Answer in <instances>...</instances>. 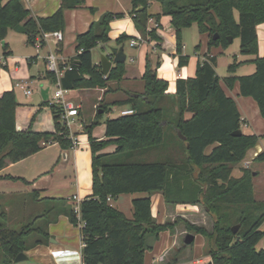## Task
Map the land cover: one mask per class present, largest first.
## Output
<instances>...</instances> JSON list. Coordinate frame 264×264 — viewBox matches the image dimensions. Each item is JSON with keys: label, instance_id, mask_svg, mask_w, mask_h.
I'll list each match as a JSON object with an SVG mask.
<instances>
[{"label": "trees", "instance_id": "1", "mask_svg": "<svg viewBox=\"0 0 264 264\" xmlns=\"http://www.w3.org/2000/svg\"><path fill=\"white\" fill-rule=\"evenodd\" d=\"M158 1L162 11L151 14L149 0H131L132 19L141 36L150 37L156 41V47L161 48L164 38L158 31L162 26L160 20L162 16L170 17L179 67L189 62V55L182 53L181 37L182 30L188 26L196 24L200 34L209 36L208 49L226 46L231 43L230 37H240V51L255 56L251 61L256 69L249 75L227 76L224 84L233 89L238 82L239 94L256 100L264 117V56H259L256 31L257 26L264 23V0ZM84 2L61 0L54 14L34 16L23 0H0V39L9 29L21 24L26 28L27 42L44 43V33L65 30L66 10L82 6ZM121 14L104 12L88 31L78 33L75 38L78 52L63 74L58 77L47 69L52 82L59 80L61 86L69 90L106 88L110 81L120 83L126 74L125 61L112 66L105 77L101 64L94 61L92 50L111 41L110 22ZM151 19L158 26L150 28ZM127 38L133 37L122 33L117 43L121 45ZM4 49L8 54L7 44ZM159 66L160 59L155 62L147 53L142 76L144 90L130 93L121 102V105H129L133 113L108 117L104 139L92 135L93 128L100 122L98 119L85 126L92 154L93 193L79 202V217L75 203L62 197H44L40 200L45 204L43 211L20 228L12 229L7 224L6 211L0 209V264H14L19 252L49 243L53 236L48 226L57 222L61 213L75 226L80 225L85 241L81 249L84 264H144L146 253L159 239L160 232L172 230L178 224V220L157 222L152 216L151 194L158 191L163 192L169 205H200L213 215L212 231L186 222L190 232L207 239L212 264H264V248L257 246L264 238L261 228L264 201L255 198L250 168L243 167L238 177L233 175L235 166L260 136L244 132L234 135L237 129H242V117L237 102L221 85L216 55L206 54L199 60L194 76L178 78L174 93H168L169 82L158 76ZM234 66H229L231 71H235ZM17 104L14 89L0 94V170L52 142H58L63 149L74 147L69 126L62 117L63 105L49 100L42 102L51 106L55 131L39 132L31 127L17 128ZM103 109L105 112L108 108ZM99 116L97 114V118ZM178 131L186 137L185 141ZM109 145H115V149L104 152ZM173 149L176 152L173 157L164 155ZM255 160L264 161V152ZM141 191L148 195L132 200L133 218L110 202L121 194ZM36 194L34 191L32 198L39 201ZM240 223L238 232L234 233L232 227ZM187 246L184 243L182 248ZM159 264H176V261Z\"/></svg>", "mask_w": 264, "mask_h": 264}, {"label": "crops", "instance_id": "2", "mask_svg": "<svg viewBox=\"0 0 264 264\" xmlns=\"http://www.w3.org/2000/svg\"><path fill=\"white\" fill-rule=\"evenodd\" d=\"M149 2L151 6L149 12L151 14L160 13L162 11V5L158 0H149ZM23 3L26 8L32 11L34 16H49L54 14L55 11L59 9L58 7L61 4V0H23ZM91 8H93L94 10H91ZM131 10V0H85L82 6L71 10H66L67 28L65 31H62L63 41L59 44L56 40L57 42L55 45V52H57V54L60 56L59 67L62 66L63 68L60 69L62 71L66 69L68 67L69 61L73 60L78 52L75 42L76 35L78 33L88 31L92 22L98 20L101 15L104 14V12L111 11L116 14L122 13L119 17H115L110 22L111 29L109 32V36L111 39L116 40L122 33H126L131 37H137L138 35H141L139 30L136 29L135 23L133 22ZM160 22L162 23L163 28H159L158 31L162 38H164V42L161 48L156 47V41L137 45L142 46V50H140L139 52V54L142 55L140 65L136 67V65L133 64L136 62V57L132 56L131 64H133L134 66H126V74L124 75L122 82H108L106 88L97 87L90 89H78L80 92L77 99L75 98V100H70L78 107V114L70 117V136L76 142L73 148L63 149L58 142H52L46 144L39 152L34 153L21 161L11 162L6 167L0 170V209L6 211L7 224L9 227L12 225V223L17 221H19V223H22L25 220L29 221L30 218L42 212L45 204L40 200L44 197H62L68 199V201L71 203H75L74 198L81 201L86 196L92 195V154L90 151V140L85 130V126L90 125L94 120L98 119L100 121V118H97V114L103 113V109H95V105L99 104L101 106L103 105L105 108H108V104H106V97L108 94H121V96H117L112 100V103L121 106V102L127 99L130 93H139L144 90V87L139 89L135 87V85L142 80L147 53L150 54L152 53V51L154 53L156 49H162V51H164L165 53L177 57V55L175 54L176 42L171 43L168 41V38H166V33H173V31L167 32L166 30L167 26L171 22L170 17L162 16ZM154 25V19H151L149 27L152 28ZM256 31L258 35L259 56H264V23L259 24ZM66 34H68V36H71V40H74V48L70 53L65 52L66 47L64 39ZM58 45L60 48H58ZM100 47L105 48V46L102 44L100 46H97L96 48ZM94 49L92 50V56ZM151 49L153 50L151 51ZM50 51L52 52V50ZM109 53L110 51L107 54ZM204 53L205 54H203V56H199L197 54L196 60L193 65L184 66V72H180L171 78L172 87L170 89L171 91L168 89V93H174L176 91V80L178 78L186 79L188 76L195 75L198 61L203 60L206 54H210L212 56L214 55V53H211L210 49H208ZM32 61L33 60L31 59L30 64ZM94 61L97 64H101V58H94ZM172 65L174 66L173 62ZM160 68L161 66L157 68L158 76L163 78L159 74ZM46 72L47 57L45 56L44 68L38 70L35 77L39 79L45 77L48 78L49 81H52ZM32 77H34V75H32ZM221 85H223L227 95L231 96L237 102L242 117V131L247 134L255 133L260 136L259 141L253 148H251L247 152L245 158L242 160L244 163L240 165V169L236 171V175L235 170L237 165L234 168L233 175L238 177L241 175V169L243 167L251 169V163H264V161L255 160V158L260 153L264 152V117L260 115L258 103L256 100L251 97L241 96L239 94L240 86L238 82H236V86L233 89L228 88L224 83H222V81ZM12 86L13 85L2 86L5 87V90H3V92L9 91V89H14V87ZM108 87H111L112 89L108 90ZM1 89L2 88L0 86V93H3L1 92ZM74 90H71L70 92H74ZM49 91V88H41L42 102L50 99ZM92 93H95L97 95V98L91 101L92 108L90 111H92V113L89 117L85 111L83 101L86 95L89 96ZM24 94L27 95L26 93ZM44 94H47V99L43 96ZM126 108H130V106L125 105L123 109ZM189 115L190 114L188 113V116ZM33 118L34 120L32 121ZM103 121L105 126L104 130H101L99 132L97 131V128H93L92 130V135L97 139L105 138L106 121ZM16 123L19 130H26L27 128L31 127L33 130L39 132L55 131V123L53 122L51 109H49L48 107H44L41 109L40 104L32 105L27 103H19L16 110ZM99 123L101 124V121ZM109 147L111 148L108 149ZM114 149L115 145H109L103 151L108 152L113 151ZM257 172H260V176L262 177V175L264 174V166H258L257 169L253 170V174H256ZM8 176H13L18 179H10L8 178ZM34 191H36V195L38 196L39 201L33 200L32 193ZM119 196L116 199H111L110 202H112V204L114 205L113 201H117ZM157 200L158 202L163 204L165 208L167 205H169L164 200L162 191H158ZM151 201L152 216L156 219L157 222H163L161 220L162 218L158 217L159 211L158 214H155L154 212V201L152 200V197ZM173 207L178 213L186 207L187 209L192 210L190 215L194 213V207L191 204H177ZM121 211L124 212L123 210ZM133 211L134 207L131 210V216L125 214V212L124 214L127 217L133 218ZM57 220V222H52L48 226L49 232L51 236H53L50 242L45 245H37L26 251L25 253H27L29 256V260L27 261V263L23 262L14 264H82V235L80 234V225L75 226L70 221V219H68L65 213H61V215L58 216ZM165 231L169 233V237H171L169 246L174 247L175 244H177L176 233L173 235L174 232H172L171 230ZM262 241H264V238H262V240H260L258 244H260ZM262 244H264V242ZM188 255L189 254L187 250H182V252H179L178 249H168L166 251H163L158 258L152 259L150 261H147L145 259V263L159 264L160 262H184ZM198 259H200L202 262L201 258ZM198 259L194 260L193 262L201 263L196 262Z\"/></svg>", "mask_w": 264, "mask_h": 264}, {"label": "rangeland", "instance_id": "3", "mask_svg": "<svg viewBox=\"0 0 264 264\" xmlns=\"http://www.w3.org/2000/svg\"><path fill=\"white\" fill-rule=\"evenodd\" d=\"M6 2V0H5ZM74 9V8H72ZM151 9V7H150ZM150 11V10H149ZM150 23V20H149ZM65 24H66V13H65ZM155 26V25H154ZM67 28V24H66ZM65 28V30H66ZM163 28V25L161 26V29ZM137 29V28H136ZM64 30V31H65ZM134 35V34H133ZM132 35V36H133ZM26 33H19L16 32L14 29H9L7 34L4 36L3 39H0V86H1V92L5 90V85H13L15 93H16V100H17V106L19 103H27L32 105H39L41 106V109L44 107H48L51 109V106L49 104L42 105L41 101V88H49V95L50 99L49 102H52V98L54 97V93L57 90L56 83L49 81L48 78H37L35 77L37 75V71L44 68V58L47 56L52 50L55 52V45L56 40L51 34H49L45 39L44 43L42 42H36L35 44L29 43L26 41ZM182 37V43H183V49L182 53L184 55H189V62L187 65H193L197 54L199 56H203L205 54L204 52L208 50V42H209V36L207 34H200L198 27L196 24H193L191 26H188L184 28L181 32ZM148 42H153L155 40L151 39L150 37H145ZM166 38H168V41L171 43L176 42V37L174 32L173 33H166ZM111 39V38H110ZM65 52L70 53L73 51L74 48V40H71V36H68L66 34L65 36ZM76 42V41H75ZM164 42V40H163ZM161 43V46L163 44ZM7 44L8 54H5L4 45ZM142 44H147V42H143ZM101 45V44H100ZM99 45V46H100ZM124 47V50L126 54L128 55V59L125 61V65L127 67H130L131 65H140L142 55L139 54L140 50H142V46L134 47L131 45V39L127 38V40L121 44ZM117 43V39L113 40L111 39L110 42L105 43V48H95L93 51L94 58L98 59L101 58V55H105L110 51L111 47H121ZM240 45H241V39L240 37L234 38L233 42L229 43L226 46L218 45L213 46L210 48L211 53H214V55L217 56V73L221 77L222 83H224V79L227 76L231 75H249L252 74V72L255 71V65L251 61L255 56L254 55H247L240 51ZM153 49H151L152 51ZM151 57L153 58V61H158L160 59V76L167 79L169 81V90L171 89L172 80L171 78L174 77L176 74L180 72H184L183 67L178 66V56L175 57L171 54L165 53L162 51V49H156V51H152ZM56 55V54H55ZM57 57H60L58 54ZM136 57V62L131 64V57ZM33 60L30 64V60ZM177 60V61H176ZM172 62L174 63V66L172 65ZM233 64L235 65V71H231L229 66ZM133 65V66H134ZM63 69V68H62ZM34 75V77H32ZM32 77V79H31ZM27 80L28 85L33 90L32 95H25L23 90L19 89L15 86V83L18 81H25ZM115 82L116 81H110ZM122 82V81H121ZM114 86V85H113ZM135 87L141 89L143 88V81H139L136 83ZM7 88V87H6ZM171 91V90H170ZM79 90H74V92H70L69 94L65 95L66 101L75 100L79 96ZM1 94V93H0ZM121 96L115 95L113 93H110L106 97V104H108L107 111L104 112L103 105H95V109H103V113H100V121L101 124L98 123L95 125L94 128H97V131L104 130V121L107 117H116L120 115V111L127 106V104L118 105L112 103V100L115 99V97ZM69 98V99H68ZM97 98V95L95 93L90 94L89 96L86 95L83 105L85 107V111L90 117L92 111V103L91 101ZM16 106V107H17ZM17 110V108H16ZM188 116V114H187ZM32 122V121H31ZM245 129V128H244ZM109 147L108 149H110ZM106 149V148H105ZM209 150V149H207ZM175 149L165 153L164 155H169L173 157L175 154ZM244 162H240L235 170V175L237 174V170L240 169V165H242ZM251 171L254 169H257L258 166H264V163L260 162H254L250 164ZM242 170V169H241ZM253 181H254V192H255V198H257L260 201H264V174L262 177L260 176V172H257L256 174H253ZM148 195L146 192H137V193H125L119 196L117 201H113L114 205L119 208L120 210H123L125 214L131 216V210L133 209L132 200L135 198H142L143 196ZM158 193H152L151 197L154 201V212L155 214H158V217L162 218L161 220L163 222H175V220H178V224L175 226L174 229L171 231L174 232L173 235L176 233L177 236V244H175L174 247H170L169 244L171 242V237H169V233L166 231H161L159 239L154 243L153 247L147 251L146 253V260L150 261L152 259L158 258L159 255L168 249H182L188 251V256L184 262H177L180 264H208V262L211 260V256L209 254V249L207 248V239L202 234H195L196 238L193 242V244L190 246H187L186 248H182L184 246V239L187 233H191L186 228V222L189 223H195L197 225L204 226L208 231H212L213 223H214V217L213 215L206 212V210L200 206V205H193V214H191L192 210L182 209L179 213L175 211L174 207L171 205H167L166 208L158 202L157 200ZM165 212V213H164ZM28 221H23L22 223H19V221L12 223L10 228L18 229L23 224H25ZM264 228V224L261 227ZM177 229V231H176ZM179 229V232H178ZM194 233V232H192ZM264 241H262L260 244H257L258 248H264V244H262ZM168 244V245H167ZM182 252V251H179ZM201 258V263H194L193 261ZM27 263V262H24ZM147 264V263H144Z\"/></svg>", "mask_w": 264, "mask_h": 264}, {"label": "built area", "instance_id": "4", "mask_svg": "<svg viewBox=\"0 0 264 264\" xmlns=\"http://www.w3.org/2000/svg\"><path fill=\"white\" fill-rule=\"evenodd\" d=\"M155 26H158V23L155 22ZM49 34H51L57 41H63V33L61 30H56L54 32L50 33H44L43 38L45 39ZM143 42H148L147 39L143 38L141 35H138L137 37L131 38V45L132 46H137L140 45ZM57 52L54 53L53 51L50 52L46 57H47V69L51 72H54L60 77L63 73V71L59 67V57H57ZM205 58V57H204ZM106 77V76H105ZM15 86L18 87L19 89L23 90L24 93L27 95H31L33 93V90L30 88L28 85L27 80L25 81H18L15 83ZM57 90L55 91L54 97L52 98V102L50 103H55V104H60L63 105L65 113L63 114V119L64 121L70 126V117H73L74 115L78 114V107L73 104L72 101H66L65 95L68 94L71 90L63 88L60 84V81L58 80L56 83ZM133 113V109L131 108H126L120 111V115L123 114H130ZM74 145L75 141L73 140ZM110 199V198H109ZM75 212L78 214L77 216L79 217L80 213V201L78 199H75ZM82 223V222H81ZM80 223V224H81ZM85 245V241L82 240L81 242V247ZM196 262H201L200 259H198ZM82 264H84L82 262ZM180 264V263H176Z\"/></svg>", "mask_w": 264, "mask_h": 264}, {"label": "water", "instance_id": "5", "mask_svg": "<svg viewBox=\"0 0 264 264\" xmlns=\"http://www.w3.org/2000/svg\"><path fill=\"white\" fill-rule=\"evenodd\" d=\"M138 9H142V8H138ZM14 30L16 32L19 33H26V28L24 25L18 24L16 25V27H14ZM167 32H171L174 30V26L173 24L170 22L169 25L167 26ZM215 38H218V35H214ZM230 42H233V37L229 38ZM101 67H102V72L103 74L106 76L109 73V70L112 68V66H114L117 63H122L123 61L127 60V55L126 52L124 51V47L121 45V47H111L110 48V53L109 54H105V55H101ZM46 99H47V94L43 95ZM102 112V111H101ZM243 131L242 129H237V131L234 132V135H240L242 134ZM178 135H180V137L185 141L186 137L184 135H182L181 131H178ZM240 224L234 225L232 227V231L234 233H237L239 228H240ZM196 235L194 233H187L184 239V243L186 245H191L192 242L195 240ZM29 260V256L27 253L25 252H19V254L17 255V257L14 260V263H23V262H27ZM208 264H212V261L210 260L208 262Z\"/></svg>", "mask_w": 264, "mask_h": 264}]
</instances>
